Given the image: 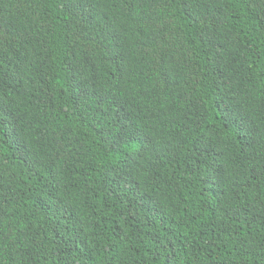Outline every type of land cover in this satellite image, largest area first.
<instances>
[{
    "label": "trees",
    "instance_id": "16d2710c",
    "mask_svg": "<svg viewBox=\"0 0 264 264\" xmlns=\"http://www.w3.org/2000/svg\"><path fill=\"white\" fill-rule=\"evenodd\" d=\"M0 264H264V0H0Z\"/></svg>",
    "mask_w": 264,
    "mask_h": 264
}]
</instances>
